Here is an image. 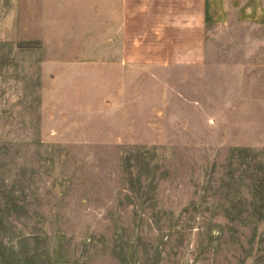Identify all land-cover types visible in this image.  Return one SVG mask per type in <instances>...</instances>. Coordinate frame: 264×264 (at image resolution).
<instances>
[{
    "label": "rangeland",
    "instance_id": "obj_1",
    "mask_svg": "<svg viewBox=\"0 0 264 264\" xmlns=\"http://www.w3.org/2000/svg\"><path fill=\"white\" fill-rule=\"evenodd\" d=\"M9 26L0 3V264H264V27L161 91L42 68Z\"/></svg>",
    "mask_w": 264,
    "mask_h": 264
},
{
    "label": "crops",
    "instance_id": "obj_2",
    "mask_svg": "<svg viewBox=\"0 0 264 264\" xmlns=\"http://www.w3.org/2000/svg\"><path fill=\"white\" fill-rule=\"evenodd\" d=\"M0 3L4 29L15 21L13 35L39 46L40 67L97 70L94 78L100 86H138L142 78L141 82L168 91L172 71L208 66L210 54L217 48L213 38L220 36L215 33L232 38L239 32L237 27H264V0ZM237 46L238 50L245 47ZM180 81L185 82L186 77L180 75ZM108 99L120 101L122 96Z\"/></svg>",
    "mask_w": 264,
    "mask_h": 264
}]
</instances>
